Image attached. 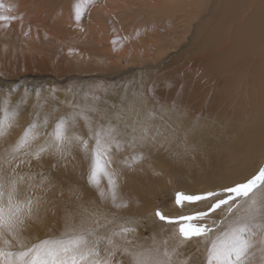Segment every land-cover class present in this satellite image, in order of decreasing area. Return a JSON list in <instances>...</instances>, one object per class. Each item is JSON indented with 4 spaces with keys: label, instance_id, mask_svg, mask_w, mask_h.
I'll use <instances>...</instances> for the list:
<instances>
[{
    "label": "rangeland",
    "instance_id": "374dc122",
    "mask_svg": "<svg viewBox=\"0 0 264 264\" xmlns=\"http://www.w3.org/2000/svg\"><path fill=\"white\" fill-rule=\"evenodd\" d=\"M148 1L150 0H95L93 4L84 8L82 18L77 22L73 11L74 0H0V3L5 5V9L0 10V14L18 17L12 21H0V121L4 120L7 113L13 125L5 138L0 139V143L9 147L33 121L38 125V131L42 133L38 143H43L60 117L67 118L71 113L82 109L92 117L93 126L97 123L107 124L110 121L119 127L120 121L116 119L117 115L126 117L125 123H127L135 115L137 108L122 111V94L127 93L128 90H134L135 87H140L142 83L136 80L143 75V72L148 75L155 68L159 71L154 77L173 74L176 60H180L178 54L181 49L187 47L189 38L192 41L193 33L196 30H203L204 25L200 23V20H203L201 18L209 14L211 6H217L220 3V0H208L207 4L202 5L199 17L193 19L188 29H185L182 23H178V20L173 23L170 21L163 23L160 16L154 17L155 15L152 16L148 12H144L143 7ZM151 1L152 5L157 2L159 5L164 4L165 1L171 2V0ZM255 3L256 0H249L248 8H244L252 9ZM8 8H12L13 11L7 12ZM226 12L231 13L229 8ZM234 16L237 18L231 17L232 21L235 19H239V21H235L236 23L244 21L240 18L238 10ZM199 24L202 26L200 27ZM230 28L231 25L223 27L225 32ZM114 40L116 43H113ZM261 57L264 58V54ZM172 65L174 71H172ZM261 70H264V67ZM163 84L162 80L157 81L155 89L161 92ZM169 86L170 84H168ZM131 95L129 94V97ZM91 108H95L96 111H88ZM167 108L164 106L163 116L166 114ZM150 113H154V116L145 117L143 120L149 129L148 138L144 140L147 146L153 141L164 142V145L168 141L170 145L182 142L180 138L182 126H172L164 133L157 135L159 129L155 128V121L152 122L157 113L154 110ZM250 113V119L256 116L254 110ZM46 117L48 123L47 126H44L43 121ZM258 122L259 120H254L253 124ZM218 127L223 128L222 124ZM120 130H127L125 132L128 133L132 131L131 127L129 129L122 127ZM73 132L81 137H89L85 122L79 118ZM137 133L140 134L139 129ZM201 135L207 138L208 133L203 131ZM262 137H264V130ZM129 138L130 136L123 139L128 140ZM223 138H225V143L227 138ZM124 146L126 147V145ZM156 149L153 161L152 159L149 161L141 159L140 164L155 162L170 176L175 174L174 180L169 179L166 174L165 179L168 180L160 176L158 184L153 183L152 177L144 182L145 186H150L153 193L156 189L157 194L155 193L153 196L155 199L151 200L154 204H152V210L148 214L143 213L144 218L141 219L143 222L141 226L136 215L125 214L121 217L134 221L131 226L136 229L134 234L137 238L136 242L145 247L152 245L153 238L162 240L173 232L170 226L155 217L156 209L173 217L188 211V209L180 211L175 205V192L178 191L179 183L192 184L194 181H205L203 186H206V190L218 189L219 183H230L225 180L209 185L206 176L193 180L191 178H194V175L187 176L182 182L178 179V174L175 171L164 166L177 161L180 157L179 153L174 149L162 148L159 150L158 147ZM45 156H48V159L53 163H57V167L53 168L45 165V162L38 163L36 161V171L40 173L49 169L50 172H54L59 169L52 173L53 177H50L48 173L45 174L49 176L51 185L64 183L63 180H56L59 174L65 175L63 160L51 155ZM73 156L85 158V154H71L70 158ZM124 158L129 159V154ZM206 159V154L202 153L200 161L203 166H205ZM85 160L88 161L86 158ZM157 171V168L153 169V172L158 173ZM121 185L120 195L129 206L130 197L128 195L136 194L139 187L130 186V182L124 183L123 187ZM64 187L65 183L60 189L61 194L59 189L50 190L46 194L40 215L42 211L46 217L54 216L55 207H61L64 202L67 203V195L65 194V197L62 195V192L66 190ZM186 191L199 192V188L196 186L192 190L190 188ZM138 203H140L139 206L134 208L137 214L143 206L142 201ZM168 203L172 204L175 210L178 209L177 212L174 211L176 214H168V211L164 210ZM201 209L207 211L203 206ZM219 218V210L215 213L209 212L207 222L211 223L212 219L218 220ZM145 221L154 222L157 226L147 228ZM45 229L44 236L39 239H47L46 231L49 228ZM25 236L29 238V241L33 238V235L29 234H25ZM193 240L192 244H196V248L201 249L198 258L202 259L203 245L197 243L195 239ZM171 243L172 241H170ZM188 244L182 247L183 250ZM197 249L193 248L194 252L191 254L196 253ZM183 254L181 259L187 257L185 253ZM115 259L126 260L128 257L118 254Z\"/></svg>",
    "mask_w": 264,
    "mask_h": 264
},
{
    "label": "bare ground",
    "instance_id": "6f19581e",
    "mask_svg": "<svg viewBox=\"0 0 264 264\" xmlns=\"http://www.w3.org/2000/svg\"><path fill=\"white\" fill-rule=\"evenodd\" d=\"M150 1L145 2L144 12L146 11L152 16L155 15L154 17L160 16L163 23L169 21L173 23L178 20V23H182L185 29H188L193 19L199 17L202 5L208 2V0H171V2L165 1L162 5H159L158 2L152 5V1L149 3ZM248 6L249 0H220L217 6H211L209 14L204 15L201 18L203 20H200V23L204 25L203 30H196L193 33L192 41L189 38L187 47L179 52L180 60H176L173 74L154 77L159 71L155 68L148 75L143 72V75L136 80L142 83L140 87H135L134 90H128L127 93L122 94V111L137 108V112H139V116L134 115L127 122L128 124L132 123L133 118L140 121L145 120L144 118L154 110L157 115L152 122L155 121V128L159 129L157 135L164 133L172 126H182L180 137L182 142L179 144L170 145L169 141H166L167 143L164 145V142L153 141L147 146L143 141L134 148L124 144L126 147L124 146V149L122 147L120 151H117L113 146L111 166L120 172L119 185L122 184L123 187L124 183L130 182V186L139 187L136 194L128 195L130 205L117 209L112 206L110 201L101 200L98 190L88 182L90 161H86L84 157L73 156L70 158L68 156V162L63 161L65 175L59 174L56 178V180H63L65 183L66 190L62 192V195L63 197L65 194L67 195V203L64 202L61 207L56 206L54 216L46 217L41 211L40 220L31 223L25 233L33 235L29 242L43 237L46 227L49 228L46 231V238L59 237L64 230L66 216L79 212L81 206L95 205L109 218L113 214L120 218L125 214L136 215L141 226L143 223L141 219L144 218L143 213L148 214L152 210L154 204L151 200L155 196L154 194H157L156 189L153 193L150 186H145L144 182L152 177L153 183L158 184L160 176L165 179L167 174L155 162L140 164L141 159L149 161L154 157L156 147L159 150L162 148L174 149L179 153L180 157L177 161L164 166L175 171L178 174V179L182 182L187 176L194 175V178L190 177L193 180L206 176L209 185L225 180L231 183L254 173L261 165H264V137H262L264 130V70H261L264 67V58L261 57L264 54V0H256L252 9H245ZM228 8L231 11L229 14L226 12ZM237 10L241 15L240 18L244 20L240 23L235 22L239 19H235V21L230 19L231 17L237 18L234 16ZM221 11L222 14H220ZM228 25H231V28L226 29L225 32L223 27H228ZM161 80L164 84L162 91L159 92L155 89V83ZM168 84H170L169 87ZM129 94L132 95L129 97ZM164 106L168 108L163 116ZM252 110L256 112V116L250 119ZM126 120L127 118L120 120V129L124 127ZM254 120H259V122L253 124ZM220 123L223 128L218 127L221 125ZM203 131H206L210 136H207L208 139L201 135ZM136 134L138 135V133ZM128 136L125 135L123 138ZM223 137L227 138L225 143ZM82 138L89 140L90 147L94 144V141L89 137ZM123 138L121 137V139ZM6 148H8L6 144L0 143V155ZM126 152L130 156L129 159L124 158L125 155L128 156ZM202 153L207 156L205 166L200 161ZM71 154L83 155L84 153L79 147H74ZM133 156L140 158L129 169L124 161H131ZM253 157L255 158L254 162ZM43 162L48 166L53 164L48 156L42 157L40 163ZM155 168L158 169V173L153 172ZM19 171L39 173L36 171L35 160L31 165H22ZM54 172H50L48 169L44 173L53 177L52 173ZM167 175L171 180H174L176 176L175 174ZM64 183L52 184V190L59 189L61 194L60 189ZM204 183L205 181H194L192 184L179 183L177 190L195 192L186 190L190 188L192 190L197 186L199 192L204 191L206 190V186H203ZM101 184L106 188L107 181L102 179ZM223 184L225 183H219L217 187ZM140 201L143 206L137 214L134 208L139 206L138 202ZM178 209L180 208L178 207ZM178 209L175 210L172 204L168 203L164 210L168 211V214H176L174 211L177 212ZM182 210L184 209H180V211ZM145 225L147 228L157 226L154 222L146 221ZM193 241L188 244L189 248L186 246L184 250L180 249L182 253H185V256L192 255L193 248L197 249V245L192 244Z\"/></svg>",
    "mask_w": 264,
    "mask_h": 264
},
{
    "label": "snow or ice",
    "instance_id": "6c2138e0",
    "mask_svg": "<svg viewBox=\"0 0 264 264\" xmlns=\"http://www.w3.org/2000/svg\"><path fill=\"white\" fill-rule=\"evenodd\" d=\"M94 2L74 0L77 22L81 20L84 8ZM2 9L5 5L0 3ZM12 11V8L7 9V12ZM17 18L0 14V21ZM88 111L95 112L96 109ZM135 116H139V112ZM152 116L154 113H149V117ZM78 118L85 122L89 139L94 141L91 147L89 140L73 132ZM116 119L126 118L117 115ZM47 123L46 117L44 126ZM12 126L6 113L0 121V139L5 138ZM124 127H131V134L121 131L110 121L93 126L92 117L82 109L67 118L60 117L43 143H38L42 135L38 125L31 122L4 150L0 155V264H264V165L218 189L175 192L176 206L188 211L173 217L156 209L155 217L170 226L173 232L162 240L153 238L150 247L136 242V229L131 226L134 221L114 214L109 218L95 205L81 206L79 212L66 216L59 237L29 242L25 233L31 223L40 220L45 196L53 186L44 172H21V166L31 165L33 160L40 162L45 155L67 163L72 149L79 147L90 161L88 182L98 190L101 200L110 201L114 208H125L127 202L119 191L120 172L111 166L112 148L115 146L120 151L124 144L134 148L148 138L149 129L135 118ZM138 129L140 134L137 135ZM125 135L130 138L120 139ZM139 158L133 156L131 161L124 163L131 169ZM52 167H57V163ZM102 179L107 181L106 188L101 184ZM217 210L220 218L208 223V213ZM193 239L203 245L202 259L198 258L199 248L196 253L181 259L184 254L180 249ZM118 254L128 259H115Z\"/></svg>",
    "mask_w": 264,
    "mask_h": 264
}]
</instances>
